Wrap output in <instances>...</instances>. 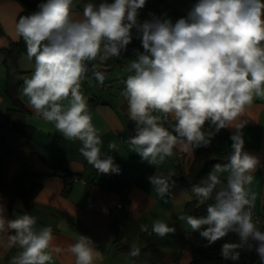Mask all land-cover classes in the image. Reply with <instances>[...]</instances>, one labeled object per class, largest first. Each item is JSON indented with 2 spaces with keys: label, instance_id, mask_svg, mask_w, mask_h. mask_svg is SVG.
I'll return each mask as SVG.
<instances>
[{
  "label": "clouds",
  "instance_id": "obj_1",
  "mask_svg": "<svg viewBox=\"0 0 264 264\" xmlns=\"http://www.w3.org/2000/svg\"><path fill=\"white\" fill-rule=\"evenodd\" d=\"M145 4L146 0L88 2L77 16L75 0H46L39 11L21 16L16 33L26 43L27 59H34L22 95L66 140L81 142L80 153L95 169L118 174L114 158H102V133L93 124L81 86L92 77L103 85L105 74L94 71L89 77L88 64L119 58L132 42L135 28L143 52L131 62L132 74L122 91L129 119L137 125L136 135L127 142L143 161L156 166L157 173L148 179L166 197L173 176L162 174L159 166L174 155V149L207 147L215 132L233 127L256 98L264 100V0H198L175 24L161 18L139 22L138 10ZM246 123L235 126L228 162L215 164L201 183L193 185L197 197L213 201L207 216L179 219L193 231L207 226L200 234L209 245L235 233L239 242L222 246L225 260L238 261L237 249L246 246L264 261V229L253 212L257 193L252 188L261 160L244 149L241 130ZM108 147L115 150L116 144ZM224 173L228 175L222 179ZM4 213L0 204V232H14L10 244L21 249L11 264H54L62 249L54 244L52 227L37 229L36 217L27 213L11 220ZM140 227L148 231L146 225ZM152 232L163 238L176 229L157 219ZM67 251L75 256V264H96L101 258L96 243L82 234ZM139 254L140 248L133 244L130 255Z\"/></svg>",
  "mask_w": 264,
  "mask_h": 264
},
{
  "label": "crops",
  "instance_id": "obj_2",
  "mask_svg": "<svg viewBox=\"0 0 264 264\" xmlns=\"http://www.w3.org/2000/svg\"><path fill=\"white\" fill-rule=\"evenodd\" d=\"M80 2L81 0H75L77 7ZM107 2L113 3L114 0ZM197 2L198 0H146L145 6L138 10V21L143 23L161 18L171 19L175 24L180 18L187 17ZM77 7L74 13L82 15V10ZM22 11L23 7L17 0H0V24L5 32L0 33V48L20 39L16 33V23ZM132 32L137 35V43L131 47L122 64L105 73L104 83H109V86L102 87L92 76H89L92 77L91 80L82 83V92L86 98L96 95L110 102L103 103L101 100L89 107V110L93 116V124L102 133L101 155L113 157L114 162L123 168V173L115 180L103 176L86 161L79 151L82 147L79 140H66L52 123L46 122L31 109L28 98L22 95L23 84L20 98L29 111L26 121L35 127V133L27 136L9 130V123L4 117L11 101L6 94L7 73L4 58L0 54L1 134L6 137L8 144L4 151H12L7 157V178L11 181L24 164L45 173L40 178L43 186L35 199L31 215L37 219V229L44 226H51L53 229L54 244L62 249L54 256V264H75V256L67 249L76 242L79 234L90 237L96 243L101 253L96 264H132L130 252L116 246L115 226L123 230L130 246L135 244L141 248L152 242L168 253L181 252V264H190L197 254V248L206 241L200 230L193 231L185 221L179 219L180 215H184L183 207L191 199V194L175 177V170L177 164L182 165L186 171L189 170L194 161L193 148L188 152L174 149V155L159 166L162 174L171 172L174 181L169 194L161 197L148 179L158 169L143 161L127 142L136 135L137 125L129 119L122 91L125 88L124 81L132 74L128 71L131 62L137 59L138 52H143L139 33L135 28ZM106 63L107 61L100 65H107ZM20 64L24 82L34 71V61H29L27 54H22ZM108 76H112L113 80H109ZM244 121H247L241 130L245 141L244 149L261 160V165L253 173L252 184L257 193L254 209L261 214L264 203V100L256 98L253 106L234 122L233 127L226 129L235 134V126ZM109 143H115L116 149H109ZM232 144L231 138L217 140V147L221 151L231 152ZM2 153L0 148V154ZM68 173H78L87 182H69ZM227 175L222 174V179ZM118 202H122L124 206L112 216L111 211ZM0 204L5 209L7 219L20 216L10 212L2 195ZM157 219L175 227L176 232L163 238L153 233L152 226ZM141 225H146L148 231H141ZM10 236V231L0 232V264H11L13 257L21 251L18 245L10 244Z\"/></svg>",
  "mask_w": 264,
  "mask_h": 264
},
{
  "label": "trees",
  "instance_id": "obj_3",
  "mask_svg": "<svg viewBox=\"0 0 264 264\" xmlns=\"http://www.w3.org/2000/svg\"><path fill=\"white\" fill-rule=\"evenodd\" d=\"M17 1L20 2L23 7V11L19 15L18 20L21 16L30 15L39 11V4L46 2V0ZM107 1L108 0H106V2ZM88 2L99 5L105 2V0H81L77 8L83 10V5ZM0 33H5L1 24ZM136 43L137 35H133L132 42L128 45L127 51L122 53L119 58L113 57L107 60L106 64L112 67L122 64L124 59L128 56L129 50L131 47L135 46ZM0 54L4 58V65L7 73L6 94L11 101V105L7 108L4 119L9 123V130L32 136L35 133V127L26 121V116L29 111L20 98V91L23 84V70L20 66V58L22 54H27L26 43L20 37L19 40L11 41L8 46L0 48ZM100 64L98 60L90 62L88 64L90 69L88 75L92 76L94 71H100ZM87 100L89 107H91L100 103L102 98L92 95L87 97ZM205 127L208 129L209 125L206 124ZM211 131L215 132V128L212 127ZM233 134L234 133L226 128L221 129L219 132H215L214 137L211 139V143L207 147L193 148L194 161L188 171H186L182 165L177 164L175 177L180 180L182 186L191 194V199H189L183 207L184 215H192L195 217L207 216V208L213 201H202L201 198L197 197L192 192V188L193 185L201 183L202 180L208 176L215 164H224L228 162V156L231 152L219 150L217 147V140L230 139ZM0 142V148L3 150V153L0 154V195L4 197L11 213H18L19 215L27 213L31 215L35 199L43 186L40 178L45 173H33V168L24 164L21 169L14 174L11 181H9L7 178V157L12 151H4L8 144L6 137L1 134V125ZM59 167L60 166H57V169H60ZM261 215L263 218L261 227L264 229V203ZM206 227L207 226H204V228ZM204 228H202L200 232L204 230ZM115 232L116 246L130 252L132 246L128 243V239L123 230L119 226H115ZM10 235H14V232H10ZM238 242V236L231 232L211 245H209L206 239L205 243L197 248V254L191 260L190 264H264V261H260L259 256L254 250L248 251L246 246L244 249H237V251L240 252V259L238 261L223 259L220 254L222 246L225 243ZM181 257V252L174 251L168 253L158 244L151 242L140 248V254L138 256H132V264H181Z\"/></svg>",
  "mask_w": 264,
  "mask_h": 264
},
{
  "label": "built area",
  "instance_id": "obj_4",
  "mask_svg": "<svg viewBox=\"0 0 264 264\" xmlns=\"http://www.w3.org/2000/svg\"><path fill=\"white\" fill-rule=\"evenodd\" d=\"M102 87H107L109 86V83H103V85H101ZM102 158H104V156H102ZM120 167V166H119ZM99 172V171H98ZM100 173V172H99ZM123 173V168L120 167V172L117 174V173H108V174H102L103 176L111 179V180H115L118 176H120L121 174ZM67 178H68V181L69 182H73V181H80L82 183H86L87 182V179L84 178L82 175L78 174V173H71V174H68L67 175ZM124 206V204L122 202H118L116 204V206L112 209L111 211V215L114 216L116 215L119 210ZM253 212H254V215L256 217H259L260 220H261V223L263 222V218H262V215L260 213H258L255 209H253Z\"/></svg>",
  "mask_w": 264,
  "mask_h": 264
},
{
  "label": "water",
  "instance_id": "obj_5",
  "mask_svg": "<svg viewBox=\"0 0 264 264\" xmlns=\"http://www.w3.org/2000/svg\"><path fill=\"white\" fill-rule=\"evenodd\" d=\"M112 69V66H108V65H101L99 70L106 73V72H109L110 70ZM102 102L103 103H110L109 100L103 98L102 99ZM33 173H38V171L34 170Z\"/></svg>",
  "mask_w": 264,
  "mask_h": 264
},
{
  "label": "rangeland",
  "instance_id": "obj_6",
  "mask_svg": "<svg viewBox=\"0 0 264 264\" xmlns=\"http://www.w3.org/2000/svg\"><path fill=\"white\" fill-rule=\"evenodd\" d=\"M20 61H21V58H20ZM20 66H21V64H20ZM22 68V67H21ZM109 80L111 79V80H113V78H112V76H108L107 77ZM98 91V90H97ZM104 92H106V89H105V91Z\"/></svg>",
  "mask_w": 264,
  "mask_h": 264
}]
</instances>
